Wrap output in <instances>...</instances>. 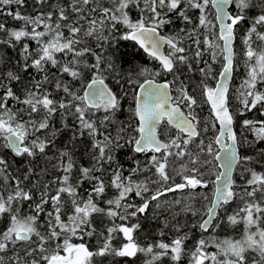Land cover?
<instances>
[{"label": "snow or ice", "instance_id": "1", "mask_svg": "<svg viewBox=\"0 0 264 264\" xmlns=\"http://www.w3.org/2000/svg\"><path fill=\"white\" fill-rule=\"evenodd\" d=\"M0 264H264V0H0Z\"/></svg>", "mask_w": 264, "mask_h": 264}]
</instances>
